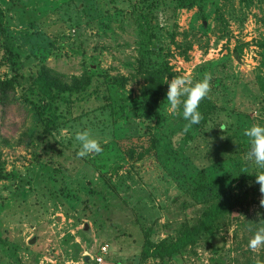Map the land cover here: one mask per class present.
<instances>
[{"label":"rangeland","instance_id":"1","mask_svg":"<svg viewBox=\"0 0 264 264\" xmlns=\"http://www.w3.org/2000/svg\"><path fill=\"white\" fill-rule=\"evenodd\" d=\"M0 13V264H264V248H248L264 227L259 190L214 236L143 254L147 236L176 241L264 171L245 160L243 135L264 126V0H0ZM42 70L61 81L48 92ZM160 70L153 110L134 111ZM206 73L203 119L185 133L165 82ZM83 129L100 154L77 156Z\"/></svg>","mask_w":264,"mask_h":264},{"label":"clouds","instance_id":"2","mask_svg":"<svg viewBox=\"0 0 264 264\" xmlns=\"http://www.w3.org/2000/svg\"><path fill=\"white\" fill-rule=\"evenodd\" d=\"M211 80L210 73L204 74L202 79L196 81L193 80L190 74H180L165 82L167 84L166 101L169 105L168 111L171 114H178V110L182 106V116L187 121L183 129L185 133L203 119L198 109L200 102L207 98L211 92ZM221 130L223 131L222 128ZM243 135L248 138L249 143L245 160L253 162L259 169L264 170V126L252 124L244 130ZM74 139L79 145L77 151L79 158L100 154L103 151L100 141L93 136L90 129L77 131L74 134ZM255 183L259 185V191L262 194L259 203L261 207H264V171H260L255 175ZM248 248L253 252L264 248V227H260L255 231L248 242ZM256 264H261V261L257 260Z\"/></svg>","mask_w":264,"mask_h":264},{"label":"trees","instance_id":"3","mask_svg":"<svg viewBox=\"0 0 264 264\" xmlns=\"http://www.w3.org/2000/svg\"><path fill=\"white\" fill-rule=\"evenodd\" d=\"M191 3H193V1H191L189 5H192ZM163 73L164 71L161 70L160 72H151V81L143 86L141 90L143 102L141 105L134 107V111L143 112L146 110H153L154 104L159 100ZM53 76L50 71L42 70L39 76H37L35 79V82L41 85L43 91L48 92V88L52 83L50 80L53 81L54 79L55 83L58 81L61 82L59 78ZM9 83V80L1 81V88L6 90L8 87L7 84ZM255 175L256 174H249L248 176L240 177L236 184L230 186L229 190L222 196L220 202L212 203L208 206L204 212V216L200 225L191 226V224H186V227L183 229L176 241L169 242L168 240L163 239L160 242H154L149 236H147L145 238L143 248L144 256H154L161 258L173 257L176 253L181 252L187 246L195 244L198 241L201 233H209L211 236H214L216 223L221 215H223L228 210H233L237 207L245 205L246 203H249V200L253 195L252 192L254 194L258 192L259 185L254 187V189L252 188L253 190L250 189V181H255Z\"/></svg>","mask_w":264,"mask_h":264},{"label":"built area","instance_id":"4","mask_svg":"<svg viewBox=\"0 0 264 264\" xmlns=\"http://www.w3.org/2000/svg\"><path fill=\"white\" fill-rule=\"evenodd\" d=\"M109 253V245L108 244H103L100 249H99V253L96 256V260L101 263L104 262L105 257L107 256V254Z\"/></svg>","mask_w":264,"mask_h":264},{"label":"water","instance_id":"5","mask_svg":"<svg viewBox=\"0 0 264 264\" xmlns=\"http://www.w3.org/2000/svg\"><path fill=\"white\" fill-rule=\"evenodd\" d=\"M86 227H88V224H86ZM35 241V238H33V240L31 242Z\"/></svg>","mask_w":264,"mask_h":264}]
</instances>
